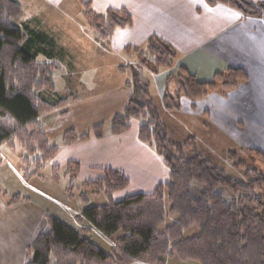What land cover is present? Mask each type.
Segmentation results:
<instances>
[{
  "label": "trees",
  "instance_id": "1",
  "mask_svg": "<svg viewBox=\"0 0 264 264\" xmlns=\"http://www.w3.org/2000/svg\"><path fill=\"white\" fill-rule=\"evenodd\" d=\"M77 1L86 30L102 46L109 43L117 30L133 22L131 12L124 7L97 13L91 0ZM207 2L228 4L245 17L264 18V1ZM21 13L18 0H0V146L21 145L26 153L22 162L28 164L33 174H38L58 150L49 144L39 118L64 108L69 98L49 100L43 96L42 90H55L52 70L58 66L54 62L40 63L37 56L55 43L54 38L46 35L47 38L38 29L31 30L23 23L17 25L15 19ZM125 50H133L138 58L134 65L119 67L131 70V81L126 84L131 86L132 95L123 113L112 117L111 130L120 133L130 127V119L141 118L138 137L163 159L169 168V179L153 192H138L118 201L112 200L113 193L129 183L123 173L105 169V177L84 181L83 190L78 189L82 200L87 202L85 190H91L94 195L104 194L108 202L86 206L76 219L87 220L110 238L119 231L124 232V236L115 239L118 252L103 251L87 236L89 229L75 230L48 214L49 230L38 234L28 247L32 255L27 264H130L134 261L167 264L168 260L185 264H264V204L257 193L264 177L248 178L247 182L234 179L200 152L192 134L186 132L179 140L172 137L179 131L178 125L173 126L170 123L173 120L169 121L159 112L149 90L150 83L142 75L146 69L159 74L162 69L174 66L177 53L169 42L150 36L146 50L130 45ZM247 77L243 68L230 67L216 73L211 81L203 82L180 67L178 74L166 79L163 107L166 111H178L180 96L189 99L194 107L212 92L237 89ZM102 127L99 124L93 128L96 137L102 136ZM87 137L88 134L77 135L69 129L62 139L68 146ZM250 150L264 157V151ZM37 152L41 155L30 159ZM235 157L234 152L228 155L233 166L245 168L244 162L234 161ZM2 161L0 155V164ZM58 169L54 165L56 177ZM67 169L75 179L80 165L69 161ZM245 171L246 176L256 173L248 168ZM72 187L67 189L70 197ZM168 213L177 218L159 231L158 226ZM191 225H197L199 232L184 239L183 231Z\"/></svg>",
  "mask_w": 264,
  "mask_h": 264
},
{
  "label": "crops",
  "instance_id": "2",
  "mask_svg": "<svg viewBox=\"0 0 264 264\" xmlns=\"http://www.w3.org/2000/svg\"><path fill=\"white\" fill-rule=\"evenodd\" d=\"M18 1L22 5L20 23L31 30L38 29L45 37L46 35L50 37L53 32L43 28L44 24L39 22L37 17L40 10L69 12L70 9L67 7L72 6V10L76 11L80 5L77 0ZM91 2L97 13H104L111 7L128 9L133 16L132 24L117 30L113 38L122 32H129L128 38L132 39L126 43L134 42L133 39L138 35L140 38L137 41L142 43L147 42L150 36L162 38L176 50L175 69L184 67L199 81H211L216 73L230 67L243 68L248 77L239 85L237 91L212 92L196 102L194 107L183 100V108H191L192 112L191 119H187V125L196 127L197 147L212 161L211 153L225 154L236 147L241 150L248 148L264 151V18L245 17L228 4L211 5L207 0H91ZM113 38L106 47L111 46ZM127 45L122 44L120 51L130 54L125 50ZM168 73L166 70H161L159 74L148 71L147 81L150 83L149 90L153 99V84H156L159 96L163 97ZM125 86L129 88L130 94L124 93L122 97L116 99L115 104L120 109L125 108L131 96V86L127 84ZM59 110L39 118V124L49 141V135L53 134L54 137L61 136L62 139L68 129L62 127L66 112L63 111V114ZM115 114L117 112L109 114L106 121L97 120L99 122L82 126L85 130L72 128L76 134H88V137L65 147L67 162L79 163L78 176L81 175L84 180H94V175H100L105 169H112L123 173L129 179L128 184L134 183L140 192H153L160 183L169 179V168L153 147L139 139V126L133 130L129 127L120 133H113L111 119ZM230 117L234 120H230ZM107 122L108 125L104 124ZM208 123L209 126L212 123L210 127L207 126ZM99 124L103 125L102 136L96 137L93 128ZM235 127L243 128V132L236 131ZM10 149L12 151L6 150V153L0 146V155L3 159L0 164V187L5 189V192L0 190V194L11 196L12 201L7 203L0 195V263L29 262L31 253L28 247L38 234L49 230L48 214L57 217L75 230L89 229L87 236L107 252L101 243L110 240V237L93 227L87 220L76 219L86 206L95 205L90 199L95 195L88 197L86 202L79 194L77 197L74 195L70 197L63 191L58 196L49 194L48 202L52 204L51 207L40 205V201H37L34 204L36 208L20 206L17 207L18 211H12L15 208L11 205L15 203L12 200L14 195L19 196L14 199L19 200L23 197L28 203H31L29 193L46 200L48 196L44 190L25 181V177L18 170L19 162H22L21 156L13 154L14 147ZM42 176L44 173L38 175ZM8 183H14L16 188L21 184L26 190L11 191ZM19 210L22 211L20 215ZM130 264L150 263L134 261Z\"/></svg>",
  "mask_w": 264,
  "mask_h": 264
},
{
  "label": "rangeland",
  "instance_id": "3",
  "mask_svg": "<svg viewBox=\"0 0 264 264\" xmlns=\"http://www.w3.org/2000/svg\"><path fill=\"white\" fill-rule=\"evenodd\" d=\"M78 7L79 8L76 11L72 10V6L71 8L67 7V9H70L69 12L40 10V12H38L40 17L37 15L39 22L41 21L42 25L44 24L43 28L53 32L52 36L55 42L52 46H47V51H41L37 56V60L40 63L46 64L54 62L58 66L52 70L55 82V90L49 91L44 89L42 90V94L49 100H55L59 97L69 98L67 106L59 110L60 112H66L67 116L62 120V127L68 128L67 130L72 128H80L81 130H85V128H82V126L86 127L97 120L106 121L107 116H109V114L112 112L121 114L123 113V109L117 107L115 101L117 98L122 97L124 93L130 94V90L129 88H126V83L124 82L131 81L132 73L129 69H126L125 72L121 71L118 69V66H126L130 64L134 65L136 64L138 58L137 53L133 50L130 52V54H128L125 51H120V48L122 47V44H131L136 45L140 51H144L146 50L147 43L137 41L140 38L139 35L133 39L135 40L134 42L126 43L127 40L130 39L128 38L129 32H122L112 39L111 46H102L100 43L95 41L94 36L86 30V22L82 16L81 6L79 5ZM34 12L37 13L36 11ZM45 14H47L46 17H44ZM20 22L21 18L19 16L15 19V23L20 26ZM49 52H51L52 55H48L47 53ZM162 70H166L167 72L169 71L167 78L171 75H176L179 72L177 67L175 69V63L172 68H164ZM143 73H145L142 74L143 77L147 80L149 77L148 70H144ZM173 83L174 82L171 81V86H173ZM122 86L125 88H122ZM232 91H237V89ZM153 92L154 101L159 112L162 113L165 118H169V121L173 120V122L170 121L173 126L178 125L177 127L179 128V131H175L172 137L175 140H179L180 138H184L183 136L186 132H190V134L195 137L197 132L196 127L194 125L192 127L187 125V119H191L192 117L191 108H183L182 104L183 100L190 104V100L185 96H180V109L178 111H166L163 107L162 97L159 96V91L156 84H153ZM128 101L129 99L127 102ZM209 119L210 117H208V120ZM230 120L234 119L230 117ZM141 121H143L141 118L130 119V121H128L130 129L133 130L136 126L138 127ZM104 124L108 125L109 122ZM207 126L210 127L209 123ZM235 130L243 132V128L240 127H235ZM60 137H54V134L52 136L49 135V144L51 146L55 145L58 150L55 155L47 162L46 166L41 172L38 174H33V171L28 168V164L25 162H19V168L17 167L22 176L25 177V181H28L30 184L37 186L41 190L47 192L46 194L48 196V200L40 198L37 195H30L29 193L31 200L30 202L33 203L31 204L23 200V197L22 199L14 200V197L16 196L14 195L12 200L15 203H11V205H14L15 208H13L12 211H18L17 207L20 206L24 208H36L34 204L37 201H40V205H49V207H51L52 204H49V194L58 196L61 195L63 191L65 193L67 192L68 194L69 190L67 189L68 187L70 188V185H73L71 188V194H73L74 197H77V195L80 193L78 189L83 190L82 184L84 181H86V179L84 180L83 177L81 175L78 176V174L75 179L72 178V173L69 172V169H67L69 161L67 162L68 159L64 152L65 147L67 146L64 145L63 139ZM219 148L222 149V147ZM14 149L15 150L13 151V154H16L18 157L21 156V159L24 161V155H26L24 148L17 144L14 146ZM6 150L12 151L8 145H3L2 151L7 153ZM230 152H234L236 154L234 159L235 162L242 161L245 163V168L237 169L233 166L231 160L228 159ZM211 154L213 162L234 179L247 182L248 178L254 179L257 176L264 177V157L259 156L248 148L241 150L236 147L235 149L229 150L227 153L225 152V154L221 152ZM40 155L41 153L37 152L35 155L31 156L30 159ZM55 164H58V166L60 165L56 174L58 177L54 176ZM246 168L252 169L257 174L250 173L246 176ZM40 173H44V176L38 177ZM105 175L106 172L103 170L100 175H94L95 177H93V179H98V176L103 178ZM7 186L11 191L12 189H19L22 190V192L26 190L21 184H19L17 188L14 186V183H8ZM137 188L138 187L134 183L127 184L124 188L113 193L112 200L118 201L125 196L140 192V189ZM0 190L1 192H5V189H2L1 187ZM85 193L87 197L94 195L91 190H85ZM257 193L262 196V202L264 204V182L262 188L257 190ZM0 195L1 198L7 203L12 202L11 196L6 195L5 193ZM90 199H92L91 201L95 205L100 202H108L107 197L101 193L96 194ZM21 212L22 211L19 210V215ZM176 218V215H171L168 213L165 216L163 223L158 226V230H164L168 225L172 224ZM198 232V226L191 225L188 229L183 231L182 237L187 239L196 235ZM124 235V232L119 231L114 234L112 238H109L110 240L102 241L101 244L107 250V253L111 254L118 252V249H116L117 246L115 239ZM167 264L185 263L168 260Z\"/></svg>",
  "mask_w": 264,
  "mask_h": 264
}]
</instances>
